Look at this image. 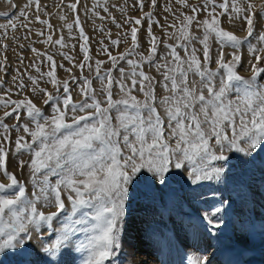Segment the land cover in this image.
<instances>
[{"label": "snow or ice", "instance_id": "1", "mask_svg": "<svg viewBox=\"0 0 264 264\" xmlns=\"http://www.w3.org/2000/svg\"><path fill=\"white\" fill-rule=\"evenodd\" d=\"M146 2L151 10L143 12ZM179 2L189 12L176 9L180 15L173 13L172 23L165 17V25L175 30L167 33L168 39L176 43L164 41L159 59L162 41L153 34L152 23L165 32L166 28L153 18L158 0H137L134 6L143 16L129 17L124 22L129 30L123 35L125 39L130 35L132 47L114 56L104 46L101 50L112 65L104 74L101 66L105 62H95L99 90L93 87L92 79L83 77L77 84L82 98L74 100L69 81L57 78V65L53 56L47 55L50 70L42 77L47 78L52 90L41 87L38 78L28 77L33 85L31 92L48 107L47 114L27 96L15 100L10 95L6 100L0 98V107L5 109L0 117V175L7 181L0 180V253L10 251L18 256L17 264H68L65 257L72 250L70 237L79 230L90 233L87 243L81 244L87 252L83 264H106L119 250L124 218L132 202L147 199L167 208L170 202L189 195L184 191L185 173L175 170L186 169L187 180L195 185L220 180L222 176L230 179L236 174L233 169L243 175L256 164L253 153L257 148L264 152V0H203L200 6L189 4L188 0ZM34 3L40 10V0ZM77 3L70 7L75 10ZM32 4L33 0H28L23 8L12 6L23 17ZM164 11L172 13V6ZM202 12L206 16L199 19ZM4 15L7 13L0 12V16ZM223 17L232 27L240 23L246 36L224 28ZM36 20H40L39 16ZM144 20L149 21L148 54H137L138 59H131L139 47L138 33ZM74 23L80 24L78 16ZM10 26L15 29L16 24ZM8 27L0 24V29ZM67 27L71 30L72 24ZM194 27L201 30V35L196 34ZM79 35L84 41L80 46L84 56L76 66L92 70L83 27ZM51 42L49 35L45 43ZM54 43L65 46L63 37ZM120 43V39L111 40L114 46ZM32 51L46 55L35 48ZM245 51L249 54V76L239 72ZM64 55L69 61L73 59ZM120 61L130 66L127 71L122 66L117 68ZM145 64L150 71H144ZM151 69L162 79L157 80ZM113 70H118V76L112 75ZM66 71L71 73V68ZM71 79L76 83V77ZM16 80L13 77V82ZM158 85L162 89L159 93ZM17 87L27 86L21 81ZM114 88L118 90L115 98ZM22 115L27 117L25 122H21ZM8 117L15 123H6ZM13 130L18 133L14 141ZM21 131L23 135H19ZM13 144L15 153L29 156L19 159L17 168L23 172L27 167L31 192L8 169ZM216 162H226L227 175L224 165L217 166ZM260 167L264 170V158ZM175 184L181 187L176 188ZM68 205L70 217L79 214V218L72 219L57 234L42 231L43 226L51 229L53 221L68 213ZM222 211V207H214L215 222L208 218L207 225L220 230L225 221L216 214ZM76 225L83 227L77 229ZM33 233L37 244L30 243ZM215 239L222 247L242 253L249 238L239 229L231 235L220 232ZM50 256L59 259L53 261ZM192 264L210 262L203 256L192 260Z\"/></svg>", "mask_w": 264, "mask_h": 264}, {"label": "rangeland", "instance_id": "2", "mask_svg": "<svg viewBox=\"0 0 264 264\" xmlns=\"http://www.w3.org/2000/svg\"><path fill=\"white\" fill-rule=\"evenodd\" d=\"M25 1L28 2V0ZM73 1L77 3V0ZM21 2L22 0H12L10 4L9 0H0V12L7 13V15L0 16V20H6L5 24L9 25L6 30L0 29V62H2L0 68L4 69V71H0V78L3 80V86L0 87V98L6 100L10 95L11 99L15 100L27 96L33 99L46 114L49 109L31 92L33 85L28 77L38 78L41 87L52 90L51 84L46 83L47 78L42 77V73L50 70L47 55L53 56V60L57 65V78L69 81L73 99L78 100L82 97L78 95L77 84L81 82L83 77L92 79L93 87L99 90V81L95 79V62L97 60L105 62L101 66V74L112 68L108 55L101 49L106 46L107 51L116 56L131 48L130 35L127 39L123 35L129 30V26L124 23L125 20L129 17H142L143 12L151 10L146 2L142 12L134 6L137 4V0H97V2L89 1V3H87V0H78L77 8L75 10L71 8L69 11L74 18L73 24L71 23L73 29L69 30L67 25L65 27L60 26L53 20L60 9L71 5V3L67 4L66 0H40V10L36 9L33 0L32 7L26 10L27 14L23 17L19 15L18 11V8H23L22 5L24 4H21ZM219 2L221 0H217V3ZM188 3L200 6L203 4V0H188ZM12 5H17L18 8ZM168 6H172V13L164 11L165 7ZM105 8L108 9L107 12H105ZM121 8L124 9L123 12L120 10ZM176 9H180L184 13L189 12V9L181 4L179 0H158L157 7L153 12L154 20H158L159 25H164L166 28L165 32L156 23H152L153 34L162 41L157 59L164 51V41L169 44L176 43V41L168 39L167 35V33H172L175 30L165 25V17L169 23H172L175 16L180 15ZM217 11H220V9H217ZM36 16L48 23H40V20H36ZM77 16L80 20L79 25L74 23ZM205 16L206 13L204 12L198 14L199 19H203ZM113 18L116 23H113ZM12 23L16 24L15 29L10 26ZM148 23L149 21L144 20L138 33L139 47L136 49V53L129 58L138 59L137 54L145 56L148 54L149 44L146 33ZM49 24L51 27L48 26ZM117 24L122 25V27H117ZM222 26L234 31L241 37L246 36V33L241 30L240 23H237L236 27H232L227 23V17L222 18ZM80 27L84 28L85 35L88 36L89 55L92 57L89 63L92 64V70L87 67L81 70L76 66L83 62L84 56L80 47L84 43L79 35ZM62 28L64 32L61 30ZM194 31L197 35H201V30L194 27ZM41 32L43 35H40ZM49 35L52 36L53 42L45 43ZM61 37H64L66 41H64L65 46L63 47L54 43ZM66 37L68 41L65 39ZM113 39H120L121 43L114 46L111 44ZM252 43H255L254 39H252ZM212 47L215 49V41L212 42ZM33 48L46 55H37L36 52L32 51ZM177 50L181 51L180 49ZM225 51L227 52L229 49H225ZM64 54L73 57V59L71 61L67 60ZM181 55H183L182 51ZM248 55L245 51V62L241 64L239 69L240 74L243 76L250 75L246 64ZM121 66L126 71L130 67L125 61H120L117 68ZM37 68L39 71H37ZM69 68H71V73L66 71ZM144 71H150L147 64L144 65ZM151 74L157 80L162 79L155 69H151ZM112 75L118 76V70H113ZM73 76L77 78L76 83L71 79ZM13 77H17L15 82H13ZM21 81L27 86L25 89L17 87ZM9 90L11 91L9 92ZM113 91L115 98L118 90L114 88ZM160 91L162 89L158 85L157 92ZM61 92H63V89H61ZM5 93H8V95ZM4 111L5 109L0 107V117L3 116ZM26 120L27 117L22 115L21 122ZM5 122L14 124L15 120L8 117ZM23 134L22 131L19 133V135ZM17 135L18 133L15 130L11 132L13 141ZM229 155L231 156V154ZM236 155L243 156L244 154ZM253 155L257 156V161L249 171L240 175L233 169L236 174L227 180L222 176L220 180L202 181L194 185L191 184L190 180H187L186 169L175 170L185 173L186 188L184 191L189 195L184 199L170 202L167 208H162L159 204H154L147 199H137L132 202L127 208L124 218L119 250L116 251L115 257L107 261L106 264H135L136 261H141V258L144 259V257V262L147 264H192V260L203 256L208 257L210 264H220L223 258L241 261L242 264L257 262L264 264V170L260 167V160L264 158V152L257 148ZM21 158L28 159L29 156L28 154L21 156L15 153L13 144L9 151L8 169L16 173L18 179L22 180L31 192L32 186L28 179L27 167L23 172H20L17 168L18 160ZM216 163L217 166L224 165L225 175H227L229 170L226 162ZM0 180L7 182L2 175H0ZM242 185H244L243 188ZM174 187L180 188L181 185L175 184ZM221 201H224V203L221 204ZM216 206L223 209L221 213L216 214L225 221L220 230L207 225L208 218H212L215 222L216 217L212 216V209ZM68 208V213L62 214L59 219L53 221L51 229L43 226L42 231L57 234L72 219L79 218V214L77 217H70V205H68ZM235 224L239 225L249 238L246 241L248 247L242 253L222 247L215 239L220 232L231 235L235 230ZM81 227L83 226L76 225L77 229ZM89 235L90 233L79 230L71 235L69 243L72 250L65 257L68 264H83L87 252L81 248V244L87 243ZM30 243H39L35 233H33V239ZM259 253L262 255L261 259ZM230 255L231 257H229ZM49 259L58 261L59 257L50 256ZM18 260L19 257L12 255L10 251L8 254L0 253V264H17Z\"/></svg>", "mask_w": 264, "mask_h": 264}, {"label": "bare ground", "instance_id": "3", "mask_svg": "<svg viewBox=\"0 0 264 264\" xmlns=\"http://www.w3.org/2000/svg\"><path fill=\"white\" fill-rule=\"evenodd\" d=\"M20 1V0H19ZM67 1V4L68 3H71V4H73L74 3V1L73 0H66ZM89 1H96L97 2V0H87V3H89ZM26 3V1L25 0H22V2H21V4H25ZM23 6V5H22ZM71 10V7L70 6H66V7H64V8H62V9H60L58 12H57V14L54 16V18H53V20H54V22L56 23V24H59L60 26H63V27H65V25H68V24H73V20H74V18L72 17V13H70L69 11ZM5 22H7L6 20H0V24H5ZM59 26V27H60ZM73 26V25H72ZM58 27V26H57ZM65 29V28H64ZM72 29H73V27H72ZM61 30H63V28L61 29ZM63 32H64V30H63ZM66 32V31H65ZM62 34H64V33H62ZM65 35V34H64ZM66 36V35H65ZM63 39H64V37H63ZM66 40H67V37L65 38ZM65 41V40H64ZM68 41V40H67ZM66 42V41H65ZM199 227V226H198ZM235 230H239V229H242L239 225H237V224H235ZM234 230V231H235ZM201 239V238H200ZM198 245H200L199 243H198ZM135 248V247H134ZM212 253H214V252H212ZM209 254H210V252H209ZM259 255L261 256L260 257V259L262 258V255L259 253ZM229 257H231V255L229 256ZM144 260H145V257H144V259L143 258H141V261H136V263L135 264H147L146 262H144ZM262 261V260H261ZM238 261L237 260H232L231 258H223L222 259V261H221V263L222 264H241V263H237ZM220 263V264H221ZM263 263V262H262Z\"/></svg>", "mask_w": 264, "mask_h": 264}]
</instances>
